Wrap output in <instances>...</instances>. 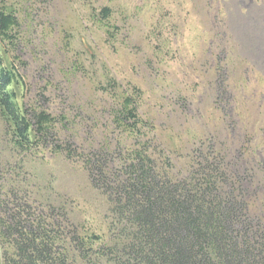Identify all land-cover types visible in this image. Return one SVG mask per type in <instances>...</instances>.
Segmentation results:
<instances>
[{"label": "rangeland", "instance_id": "obj_1", "mask_svg": "<svg viewBox=\"0 0 264 264\" xmlns=\"http://www.w3.org/2000/svg\"><path fill=\"white\" fill-rule=\"evenodd\" d=\"M0 9L19 21L0 40V67L20 76L10 89L23 112L56 119L21 150L0 110V219L43 218L61 249L108 238L116 194L103 179L125 177L142 151L173 183L213 175L216 199L264 228V0H0ZM126 97L139 133L117 122Z\"/></svg>", "mask_w": 264, "mask_h": 264}, {"label": "trees", "instance_id": "obj_2", "mask_svg": "<svg viewBox=\"0 0 264 264\" xmlns=\"http://www.w3.org/2000/svg\"><path fill=\"white\" fill-rule=\"evenodd\" d=\"M102 13L108 16L110 9ZM18 25L15 12L0 9V40L12 39ZM19 77L14 69L0 67V110L13 145L27 150L37 146V137H45L56 119L43 110L23 112L10 89ZM133 104L126 97L116 119L139 133ZM133 160L125 177L116 170L103 179L116 194L108 238L92 233L75 237L73 249H61V235L45 219L23 221L17 213H8L9 220L0 219V264H264V228L251 222L230 198L216 199L213 175L203 177L204 184L196 187L173 183L157 176L145 152H137Z\"/></svg>", "mask_w": 264, "mask_h": 264}]
</instances>
